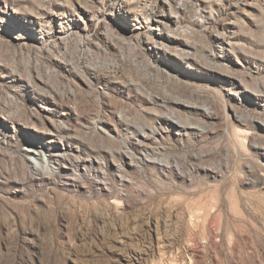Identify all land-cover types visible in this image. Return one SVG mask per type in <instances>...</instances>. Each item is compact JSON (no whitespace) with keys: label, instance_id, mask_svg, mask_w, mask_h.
Segmentation results:
<instances>
[{"label":"rangeland","instance_id":"rangeland-1","mask_svg":"<svg viewBox=\"0 0 264 264\" xmlns=\"http://www.w3.org/2000/svg\"><path fill=\"white\" fill-rule=\"evenodd\" d=\"M0 264H264V0H0Z\"/></svg>","mask_w":264,"mask_h":264},{"label":"bare ground","instance_id":"bare-ground-1","mask_svg":"<svg viewBox=\"0 0 264 264\" xmlns=\"http://www.w3.org/2000/svg\"><path fill=\"white\" fill-rule=\"evenodd\" d=\"M161 20V19H160ZM159 20V21H160ZM164 23V22H163ZM153 28V27H152ZM33 155H35V156H37L38 155V153H36V152H33V151H30ZM30 155V154H29ZM35 156H33V159H35L34 157ZM40 156V155H39ZM41 161H43L45 164H48V159L46 158V156L45 155H43V157L41 158Z\"/></svg>","mask_w":264,"mask_h":264}]
</instances>
